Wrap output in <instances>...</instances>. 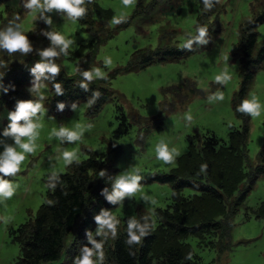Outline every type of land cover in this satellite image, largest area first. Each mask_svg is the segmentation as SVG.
Instances as JSON below:
<instances>
[{
	"label": "rangeland",
	"instance_id": "374dc122",
	"mask_svg": "<svg viewBox=\"0 0 264 264\" xmlns=\"http://www.w3.org/2000/svg\"><path fill=\"white\" fill-rule=\"evenodd\" d=\"M22 1L0 2V32L6 31L14 21L15 26L21 25L22 32H31L36 27V19L41 18L46 28L70 41L64 51L60 45L52 46L62 73L73 75L81 67L82 80L102 81L99 85L108 91V95L93 111L89 110L91 105L84 98L65 109L52 110L49 108L52 93L44 81L23 86L29 95L27 101L40 103L42 111L30 117L37 125L35 151L25 154L15 175L0 173V178L8 181L15 190L10 199L0 203V264H15L20 257V247L13 239V233L18 225L28 224L33 219L45 197L46 176L61 173L70 164L90 156L95 157L101 167L111 168L112 185L122 176L139 177L135 193L124 194L112 201L97 216L108 212L115 224L123 223L128 227L138 211H143L154 223V209L163 208L170 202L172 189V182H160L156 176L172 171L175 158L186 151L188 143L198 147L204 136L212 134L217 139V147L225 148L231 142L230 128L242 127L243 119L232 105L242 66L236 47L239 30L243 22L264 12V0H216V7L208 15V26L216 22L219 28L204 47L195 39L193 50L180 57L152 60L136 66L134 55L144 49L152 51L162 45L181 47L194 38L195 22L203 9L200 0L178 1L177 11L148 21L141 16L131 20L128 17L137 2L148 0H136L131 8H125L121 0H85L81 6L88 12L92 29L80 17L73 21L64 10L55 8L37 10L32 15L24 7L19 15H15L14 11ZM188 2L196 4L198 10L189 9ZM118 16L123 17L121 22L112 24L113 17ZM255 31L253 52L264 43V20L255 25ZM131 59H134L133 66ZM97 68L104 74L102 77L94 76L90 81L84 78L85 71ZM225 69L231 74L227 86L214 81ZM217 93H223L224 99H215ZM253 97L261 104V116L254 118L246 113L243 171L249 176L257 164V152L264 145V57L252 73L243 100L251 101ZM9 114L7 107H0V156L7 147L17 148L14 137L5 135L10 124ZM119 114H125L127 130L115 137L112 133L118 125ZM19 123L22 125L24 121ZM61 128L82 130V135L75 141L57 138L53 133ZM160 145L166 146L173 155L172 163L165 164L157 159L156 149ZM64 151H74L77 158L64 164ZM245 182L246 179L231 197L226 198L227 209ZM194 192L188 187L180 190L182 195ZM112 194L113 190H108L106 196ZM231 219L228 240L222 242V247L217 236L212 234H187L181 238L191 254L185 264H264V173L255 177ZM87 234L88 237L100 234L99 238L106 235L108 246L114 232L100 226L95 218ZM82 237L73 243L75 238L66 236L65 242L70 247L59 259L39 264H73L72 258L76 254L72 252L80 251Z\"/></svg>",
	"mask_w": 264,
	"mask_h": 264
},
{
	"label": "trees",
	"instance_id": "16d2710c",
	"mask_svg": "<svg viewBox=\"0 0 264 264\" xmlns=\"http://www.w3.org/2000/svg\"><path fill=\"white\" fill-rule=\"evenodd\" d=\"M178 1L182 3V0L137 2L128 17L130 20L138 16L143 17L145 21L152 20L158 15L177 11ZM26 2L27 0H23L20 3L17 11H14L15 15L20 14ZM200 2L203 4V9L196 19L194 38L190 47L162 45L152 51L144 49L134 55L135 62L131 59V66L133 62L134 65L140 66L152 60L173 59L184 55L196 45L195 38L199 35L200 28L206 29L204 37L206 42H199V45L204 47L210 36L218 31L219 26L216 22L208 26V15L216 7V0H209L211 7H207L204 0ZM188 8L193 11L198 10L193 2H188ZM80 18L88 27L93 28L87 11ZM263 20L264 12L243 22L239 30L236 47L242 66L232 105L237 115L243 119L242 127L230 128L231 142L225 148L217 147V139L212 134L204 136L198 147L188 143L186 151L175 158L176 164L172 171L156 176L160 182H172L170 202L163 208L154 209V223L150 222L148 214L143 211H138L133 218V221L141 226L147 225L145 234L140 237L139 242L127 243L128 227L119 222L115 224L113 238L108 246L106 235L102 238H99L100 234L90 235L91 240L102 244L104 252L103 261L97 260L95 255L92 257L96 264H185L186 258L191 254L187 245L180 239L187 234L216 235L220 247L224 245L222 243L224 240H228L232 212L241 204L255 177L264 173V145L257 152V164L253 166L252 174L249 176L243 171L247 115L245 112L237 111L244 99L252 73L264 57V43L253 52L256 40L255 25ZM15 23L16 21L9 27L14 28ZM49 33L54 31L46 28L41 18H37L35 29L31 32H23L30 44L27 53L20 50L9 53L4 48L0 49V107L5 106L10 113L14 112L19 102L27 101L29 98L23 86L44 81L52 93L49 100L50 109L56 110L60 108V104H63L62 109H65L84 98L91 105L89 110H95L106 99L108 91L99 85L102 81L84 82L81 67L77 68L78 71L73 75H66L60 69L56 74L45 71L44 75L37 79V73L33 71L35 65L48 60L42 58L40 54L44 49L53 46ZM162 37L164 38V35ZM51 62L58 66V59L55 56L51 58ZM56 84L60 85L59 93L55 89ZM82 84L86 87H82ZM194 89L192 87V90ZM117 117L119 122L112 133L115 137L127 130L125 114H119ZM110 173L109 166L101 167L96 158L90 156L70 164L61 173L48 174L45 197L33 219L28 224L18 225L14 230L13 239L20 247V257L15 264H39L58 260L63 251L70 247V244L65 242L66 236L72 240L75 238L73 243L78 242V237L83 236L80 251L72 252L76 254L72 258L73 264L82 255L85 247L92 248L93 245L86 232L91 231L96 216L107 205L112 204L106 196L108 190H114ZM245 179V185L230 201L227 209L224 204L226 198L231 197L237 186ZM183 187L191 188L195 192L182 195L180 190ZM119 225L120 229L117 230ZM137 235H139L138 231Z\"/></svg>",
	"mask_w": 264,
	"mask_h": 264
},
{
	"label": "clouds",
	"instance_id": "9594fccd",
	"mask_svg": "<svg viewBox=\"0 0 264 264\" xmlns=\"http://www.w3.org/2000/svg\"><path fill=\"white\" fill-rule=\"evenodd\" d=\"M85 0H27V3L24 5L29 12L34 15L37 10H51L53 8L58 10H64L69 18L75 21L79 17H83L85 14V8L82 7ZM122 5L125 8H131L135 5L136 0H121ZM204 3L207 7H211L209 0H204ZM123 19L122 16L113 17L112 24H118ZM51 23V21H48ZM199 35L195 38L201 43H205L204 40L206 29L200 28L198 30ZM50 39L53 44L60 45L61 51H64L70 43L66 41L64 36L59 33H49ZM192 41H187L183 46L190 47ZM0 48L6 49L9 53L20 50L21 52L27 53L30 50V44L27 40V37L21 31V25L17 24L14 28L8 27L6 31L0 32ZM42 58H48L47 61L38 62L35 65L33 71L37 73V79L40 76L44 75L45 71L56 74L59 71V68L56 64L51 62V58L57 55V52L54 48H46L41 52ZM228 56H224V60L227 61ZM111 63V61H107ZM104 74L100 69H94L93 71H85L83 76L86 80H92L93 77H102ZM231 80V74L227 69L222 71L215 77L216 83H223L227 86L228 82ZM82 87L86 85L82 84ZM55 89L57 93L61 91L60 85L56 84ZM215 99L223 100L224 94L217 93L215 94ZM60 108H63V104L59 105ZM75 107V105H73ZM38 111H42V105L40 103H33L31 101L19 102L17 104L16 110L9 114L10 124L8 129L5 130V135H12L14 137L17 148L7 147L4 154L0 156V173L4 175H15L19 170L22 162L25 160V154L33 153L35 151V140L37 137V125L32 122L30 117L34 116ZM237 111L245 112L251 114L252 117L261 116V104L258 98L253 97L252 100H243ZM191 119V117H188ZM20 121H24V124H20ZM53 135L57 138L66 137L69 141L79 140L82 135L81 131H70L65 128H61L59 132H54ZM24 137L26 140H21ZM156 157L158 160L163 161L165 164L173 162V155L169 152L166 146L160 145L156 149ZM77 158L74 151H64L62 154V159L64 164H70L73 159ZM103 175V173H101ZM139 177L137 176H122L118 178L114 184L113 194L108 197L110 201H116L123 197L124 194H133L138 190V181ZM13 186L6 180L0 178V203H3L4 199H10L14 194ZM97 223L110 231H115V221L113 216L108 212L102 213L100 216L96 217ZM147 225L141 226L135 221H131L128 224V236L129 239L127 243L131 244L133 242H139L140 237L145 234V229ZM134 229L136 231H134ZM137 231L139 235H137ZM89 239L93 245L92 248L85 247L83 249L82 255L75 261V264H96V261L92 259L95 255L98 257V260L103 261L104 254L102 250V244Z\"/></svg>",
	"mask_w": 264,
	"mask_h": 264
}]
</instances>
